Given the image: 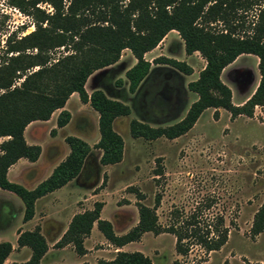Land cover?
I'll return each instance as SVG.
<instances>
[{"label":"trees","instance_id":"trees-1","mask_svg":"<svg viewBox=\"0 0 264 264\" xmlns=\"http://www.w3.org/2000/svg\"><path fill=\"white\" fill-rule=\"evenodd\" d=\"M8 4L30 18L33 27L18 37L9 34L4 47L0 45V137L4 138L0 142V189L21 200L22 221L32 217L37 198L80 173L92 147L101 151L99 165H111L121 160L123 141L112 129V121L128 115L129 107L107 98L98 89L87 94L84 83L94 71L116 62L123 49H128L135 59L124 72L127 90L136 93V109L145 116L149 109L141 106L140 96L145 94L148 102L163 83H171L176 72L189 75L191 68L183 61L155 57L152 63L168 67L152 76L154 72L149 74L150 62L143 58L144 53L153 49L167 32L175 30L182 40L184 53L198 52L205 61L197 77L186 84L187 90L196 98L184 115L171 125L156 128L130 120L129 134L132 137L173 139L186 133L207 108L214 109V118H217V109H223L233 119L239 115L251 117L254 107L264 105V0H8ZM41 4L48 5V8L41 7ZM251 10L253 14L248 18ZM58 48L63 52L54 59L51 53ZM242 54L257 58L259 77L249 96L235 105L231 102L230 89L220 80V74ZM102 76V81H109L107 73ZM146 76L147 81L139 86ZM114 83L120 86L121 80ZM174 91H178V87H174ZM72 92L97 113V141L89 146L76 136H65L63 141L68 153L34 188L27 189L9 181L6 172L10 165L19 158L33 162L40 153L39 145L26 143L23 136L26 125L47 120L57 109L60 111L55 125H65L69 113L62 107ZM152 114L155 113L152 111ZM49 133L53 135L54 130ZM156 173L161 174V168ZM134 195L137 221L125 233L115 234L111 223L99 218L102 203L95 201L91 209L70 218L53 246L59 248L71 244L77 255H83V239L93 223L103 238L117 248L138 241L144 232L170 234L174 239V252L180 256H185L193 246L207 254L226 243L228 228L222 216L203 213L209 205L197 203L188 211L172 207L166 222L161 224L156 214L161 195L154 194L151 206L140 202L143 195L138 190ZM263 229L264 197L252 215L250 236ZM16 242L18 246L30 249V257L25 262L12 264H38L47 249L38 226L32 231L20 232ZM10 249L8 242L0 241V264ZM95 264L153 263L140 251L117 250L111 259H97Z\"/></svg>","mask_w":264,"mask_h":264},{"label":"rangeland","instance_id":"rangeland-1","mask_svg":"<svg viewBox=\"0 0 264 264\" xmlns=\"http://www.w3.org/2000/svg\"><path fill=\"white\" fill-rule=\"evenodd\" d=\"M40 6L48 8L45 4ZM252 14L253 10L249 11L248 18H251ZM32 29L30 18L10 6L8 0H0L1 47H4V41L9 34L14 33L18 37ZM62 52V48L55 49L51 56L55 59ZM129 56L131 54L128 50L122 51L123 60L114 70L117 77L112 75L113 83L119 80L115 78H119L118 75L130 65L131 61L127 60ZM155 57L181 60L184 63L188 60L192 67L188 65L191 68L189 75L176 72L178 77L167 83L170 87H178L180 96L178 111L161 117L152 113H147L145 116L136 109L135 93L122 95L127 106L131 107L125 121L121 119L116 125V130L121 134L123 141V161L119 165L100 167L97 157L99 158L101 151L91 148L87 161L88 166L91 167V175L88 194L85 196L86 202L90 203L91 207L95 200L102 205L105 204L102 217L106 220L112 219L116 214V229L133 223L134 216L137 217L135 190L143 195L140 202L147 206L153 204L155 193L161 195L156 208L158 221L161 224L166 222L167 213L172 207H181L188 211L197 203L209 205L203 213L206 216L214 214L222 216L228 228L227 241L218 250L206 254L198 246H193L185 256L177 255L173 249L174 239L168 233L159 236L147 233L139 239L140 245L132 243L128 249L145 252V255L149 258L151 256L156 264L263 263L264 229L251 237L249 228L252 215L264 197V105L254 107L251 117L239 115L233 119L223 109H217L218 115L214 118L212 116L214 109L207 108L201 112L186 133L173 139L132 137L129 134L130 120H136L151 128L165 127L177 122L184 115L189 102L196 96L187 90L186 84L193 77H197L200 68L205 64L198 52H192L189 56L184 53L182 40L175 30L167 32V36L143 57L150 62L149 74L154 72L152 76L168 67L166 64L152 63L151 60ZM254 59L253 55L239 57L233 65L221 72L220 80L229 86L231 102L235 105L243 101L256 86L259 76L257 62L255 64ZM123 65L124 67L120 68ZM192 71H194L193 75ZM147 76L139 86L147 81ZM143 88L144 86L141 90ZM76 103L73 98L68 102L74 120L66 131L76 137H79L77 133L84 134L92 146L94 144L92 124L86 122L82 124L78 118H75ZM51 124L52 113L46 122H33L27 125L23 132L26 143L38 144L50 150ZM74 126L79 128L77 132ZM3 139L0 137V142ZM42 161L39 159L38 164H42ZM22 168L21 170L24 169ZM159 168L161 174L158 175L156 170ZM43 171L44 168L37 167L38 177ZM15 173L11 170L10 177ZM22 174L20 176L23 177ZM121 205L122 209H115V206ZM41 206L42 202H38L37 207L41 209ZM19 207L22 208L23 205L16 195L0 190V232L4 230L8 234L19 224ZM58 219L62 224L61 227H64L65 218L61 216ZM54 222L56 223L52 234L56 233L59 227V221ZM48 224L49 222H45L44 227ZM50 248L52 252L55 249L53 246ZM49 255L45 260H48ZM56 257L52 264L77 262V256L69 250L58 252Z\"/></svg>","mask_w":264,"mask_h":264},{"label":"crops","instance_id":"crops-1","mask_svg":"<svg viewBox=\"0 0 264 264\" xmlns=\"http://www.w3.org/2000/svg\"><path fill=\"white\" fill-rule=\"evenodd\" d=\"M165 36H167V33L164 35V37ZM123 50H128V49H123ZM122 51L120 52V56L116 62H114L113 64L108 65L102 69L94 71L92 74H90L87 77V79L84 83V90L87 94H90L91 91L98 89V90L102 91V93L107 98L120 101V102L127 105V103L122 98V95L128 96L127 93H129L127 90V82L124 78V72L126 69H128L135 62V59L133 58L132 55H131L132 57L129 56L130 58L127 59V60L131 61L130 65L126 69L123 70L122 74L118 75L119 78H115V79L121 80L120 86H116L113 83L114 79L112 77V75L114 77H117L116 73H114V70H115V68H117L119 62H121L123 60V59H121ZM149 51H151V50H149ZM149 51H147V52L149 53ZM147 52L144 53V55L147 54ZM144 55H143V57H144ZM186 55L189 56V54H186ZM246 55H249V54H242V55L237 56L226 67L233 65V63H235L236 60L239 59V57H243ZM254 61L256 64V62H257L256 57H255ZM185 62L187 63V65H189L191 67L188 60H185ZM124 65H125V63H124ZM124 65L121 66L120 68H123ZM203 66H204V64H203ZM203 66L200 69H202ZM226 67H224L223 69H225ZM103 73H107V75H109V81H107V82L102 81ZM193 74H194V71H192V75ZM165 78H167V77H165ZM195 78L196 77H193L192 80H194ZM225 85L229 88V86L227 84H225ZM163 86H166L167 89H169V87H168L169 85L167 84V82L163 83L161 85V88ZM169 90H170V92H168L169 101H171V99H173L175 101V103H173V106L169 107L170 109L168 108V109L159 110L158 105H157L158 104L157 100L155 101V103L153 105L150 104V101H153L156 98L155 97L156 94L148 102L145 101V98H144L145 94H142L140 96V98L142 97L141 100L143 103L141 106L143 108L149 109L148 113H152V111H153L156 115H158L157 117H161L164 115L166 116L167 114H173V113L175 114L179 108V105H178V102H179L178 100L180 97L179 93H178L179 90L173 92V90H174L173 87H170ZM129 94L131 95L132 93H129ZM249 94H248V96H249ZM75 97H77V99ZM135 97H136V93H135ZM71 98H73L74 101L77 102L76 103V108H77L76 114L77 115L75 116V118H78L79 122H81L82 124L85 122L92 124V129H93L92 130V134H93L92 139L94 140L93 143H95L97 141V139L99 137L98 129H97V113L88 105L87 102L82 103L78 99L76 92H72L68 96V98L66 99V101L62 107V109H64L65 111H67L69 113V119L66 122V124L61 126V127H56L55 120H56V116L59 113L60 109L54 110L52 112V124L50 125V127H52V129L54 130V134L49 135L50 140H51V143L49 145L51 146L52 151H51V149L48 150V149L44 148L43 146L39 145L40 153H39V155L35 161L29 162L24 158H19L16 162H14L12 165H10L7 169L6 177L9 181L18 183L27 189H32L41 180L46 178L50 174L53 167L55 165H57L66 156V154L68 153V147L65 144V142L63 141V138L70 134L66 130H68L67 128L69 127V125L73 124V120H74V116H73L72 112L70 111V109L68 108V102ZM168 98L166 97V101H168ZM195 98H196V96H194V99L192 101H194ZM246 98H247V96L244 98V100ZM136 99H137V97H136ZM192 101H190L189 104ZM243 101H241L240 103H242ZM240 103H238V104H240ZM189 104H188V106H189ZM128 107H129V113H130L131 107L130 106H128ZM88 110H89V112H87ZM129 113L126 116L116 117L112 121V129L115 132H117L120 136H121V134L116 130V125L121 121V119H124V121H125L127 116H129ZM48 120H49V118L45 121L36 120V121H32V122L28 123L27 125H29L33 122H46ZM77 128L78 127L74 126L75 132L78 131L79 128L78 129ZM77 135L79 136L78 138L82 139L89 146H91V143L88 141L87 137L84 134L81 135V133H77ZM36 145H38V144H36ZM57 147H58V150H56ZM88 156H89V154H88ZM88 156H87V158H88ZM123 157H124V154L122 152V158L119 162H117L115 164H111V165H100V167H104V166L110 167V166L119 165L123 161ZM39 159L43 160L42 164L41 163L38 164ZM97 160H98V157H97ZM37 167L38 168H44V171L41 173V175H39V177H38ZM88 167L89 166L86 162V164L82 167L80 173L76 177H74L70 181L66 182L61 187L37 198L34 201L33 215L30 219H28L26 221H22L23 207L22 208L19 207V212H20L19 213V224L16 225V227H14V229L8 234H6L4 230H1V232H0V241H6L11 246L10 252L6 256V258L4 259L2 264L22 263V262H25L29 259L30 249L27 246H18L16 239H17V236L20 232L32 231L36 226H38V228H39V233L43 235L45 243H46V247H47L46 252L40 258L38 264H52V261L55 260L56 254L58 252H62L64 250L73 251L71 244H67V245H64V246L59 247V248L55 247L53 252L51 250L52 248H50V247H52L54 245V243L59 239L61 234L66 229V226H67L70 218L74 214L81 213L84 210L91 209L90 203L86 202L87 198L85 197L86 194H88L89 179H90V175H91L90 174L91 167H90V170H88ZM21 168L23 170H21ZM93 168H94V166H93ZM11 170L16 172L15 175H13L12 177H10ZM19 170H21V171H19ZM29 170H31L32 172H30ZM22 172H23V174H22ZM28 172H30V173H28ZM20 174H22L23 177L20 176ZM106 174L108 175V173H106ZM24 177H28L29 179L26 180ZM38 202H42L41 209H39L37 207ZM104 205L105 204L102 205V207L100 208V211H99V218L100 219H103L102 210L104 208ZM122 208H123L122 205L121 206H115L116 210H120ZM61 216H63V218H65L64 227H61L62 224H61L60 220L58 219ZM115 216H116V214H114V217H112V219H107V220L111 223L113 231L117 235L125 233L137 221V217L134 216L133 223H131V224L128 223L127 225L121 226L120 228L116 229L115 228V222H116ZM56 220L59 221V227H58V230L56 231V233L52 234L51 232H53L54 224L56 223L54 221H56ZM45 222H49V224L46 227H44ZM50 233H51V237H50ZM147 233H150V232L142 233L140 239H142V237ZM162 234L163 233H160V234H157L155 236H159ZM139 241L140 240L128 242V243L122 245L121 247L117 248V247L109 244L103 238L101 233L97 230L95 223H93L92 227L90 228L88 235L86 237H84V239H83V247L85 249V253L83 255L79 256L73 251L75 253V255L77 256V262L75 264H81L83 262H86L87 264H94L97 259L109 260L114 256V254L117 250L131 251L128 249V247L130 245H132V243L139 244L140 243ZM134 251H137V250H134ZM48 254H50L49 258H48V260H45V257ZM143 254L145 255V252H143ZM175 257H177V256H175ZM56 258H59V257H56ZM150 260L152 261L153 264H156L151 256H150Z\"/></svg>","mask_w":264,"mask_h":264},{"label":"flooded vegetation","instance_id":"flooded-vegetation-1","mask_svg":"<svg viewBox=\"0 0 264 264\" xmlns=\"http://www.w3.org/2000/svg\"><path fill=\"white\" fill-rule=\"evenodd\" d=\"M170 89V86H168ZM167 89L166 86H163L158 92H156V98L153 101H150V104L153 105L155 103V101H158V109H168L170 106H173V103H175V101L173 99H171V101H169L168 98V92H170V90ZM174 92V90H173ZM166 97L168 98V101H166ZM170 109V108H169Z\"/></svg>","mask_w":264,"mask_h":264}]
</instances>
